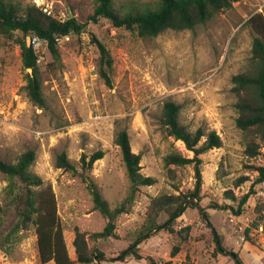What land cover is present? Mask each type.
Here are the masks:
<instances>
[{
	"label": "rangeland",
	"instance_id": "374dc122",
	"mask_svg": "<svg viewBox=\"0 0 264 264\" xmlns=\"http://www.w3.org/2000/svg\"><path fill=\"white\" fill-rule=\"evenodd\" d=\"M6 1L22 8L33 3ZM93 1L81 0L88 7ZM114 1L123 8L157 0ZM56 6L57 11L69 12L66 0H56ZM256 12L264 14V0H240L192 29H169L148 38L137 30L116 27L106 18L91 22L87 32L70 34L59 41L58 58L47 44L36 49L44 106L36 104L26 88L31 70L23 67L18 41L22 33L0 34V158L16 162L22 153L34 149L36 159L31 169L52 185L67 236L76 227L101 231L108 219L94 209L84 178L56 165L57 155L65 151L80 167L83 153L90 155L103 149L104 157L94 163L88 176L114 210L130 193L131 181L115 143L117 133L126 129L133 151L142 156V172L154 176L156 182L139 187L128 211L115 218L116 236L100 242L108 256L118 255L144 228L154 197L195 187L193 164L167 167L164 160L173 150L193 156L182 140L167 137L161 129L164 103L176 101L182 105L181 121L191 130L202 126L222 137L221 147L202 154L201 205L209 212V221L224 245L238 251L246 264H264V236L255 230L264 222V183L256 186L240 215L214 205L233 203L228 191L238 199L247 193L258 176L253 166L263 163L246 154L247 138L237 126L236 97L231 91L233 75L245 70L252 54L254 33L247 21ZM92 34L112 56V67L105 65L110 84L101 74V52ZM241 177L248 179L237 185ZM11 185V178L0 170L1 205L11 197ZM158 219L163 221L166 216ZM11 227L8 218L5 228ZM246 229L256 236L239 243L238 235ZM4 244L8 250L0 248V264H55L40 262L34 224L13 234ZM175 246L179 249L173 254ZM141 252L147 258L170 260L171 264H235L230 255L216 252L213 229L201 212L192 208L176 219L173 232L163 229L144 241ZM103 264L152 262L129 258Z\"/></svg>",
	"mask_w": 264,
	"mask_h": 264
},
{
	"label": "trees",
	"instance_id": "16d2710c",
	"mask_svg": "<svg viewBox=\"0 0 264 264\" xmlns=\"http://www.w3.org/2000/svg\"><path fill=\"white\" fill-rule=\"evenodd\" d=\"M69 7V16L62 19L58 15H49L35 4L25 8L11 1L0 0V34L12 35L20 31L19 38L23 67L30 69L27 73L26 88L32 100L45 105L42 92V76L39 68V55L27 36H38L46 41L53 55L60 56L58 37L70 34H82L88 31L89 23L98 22L101 18L109 19L116 27H126L137 30L142 37H154L169 29H192L199 24L208 22L221 12L232 8L240 0H157L154 3L134 4L120 8L114 0H94L90 6L81 0H66ZM253 30L254 38L252 54L244 71L233 75L232 93L236 97L235 107L238 111L237 126L241 128L247 138L246 154L252 158H260L263 163L253 166L258 176L251 184L250 190L239 199L234 192L228 191L227 197L233 203L219 204L216 208L231 211L236 215L242 214L250 197L255 193L256 186L264 182V14L256 12L248 19ZM92 40L101 52V74L111 83L108 69L112 67L113 59L106 45L92 34ZM105 65L108 69L105 68ZM182 105L173 100L164 103L160 124L167 137L182 140L186 148L193 152V156L173 150L164 160L167 167L171 164L185 166L194 165L195 187L188 191L174 193L163 192L154 197L147 211V221L144 228L127 248L118 255L108 256L100 247L103 239L116 236L115 218L127 212L140 186L153 185L156 178L142 172L140 153L134 152L131 146L129 133L126 129L120 130L115 143L120 147L123 160L131 181L130 193L119 202L114 210L102 195L97 183L88 176L94 163L103 158L105 151L98 149L90 155L83 153L80 158V167L72 161L65 151L57 155L56 165L65 170L73 171L84 178L92 195L94 209L99 210L108 220L101 231L81 230L76 227L70 236L63 228L58 211L55 191L51 184H47L42 176L32 171L31 166L36 159V151L29 149L22 153L16 162H9L0 158V170L11 180V197L0 204V248L8 250L4 244L20 230L35 226L37 235L38 256L41 263L54 261L55 264H88L95 262L103 264L105 261H127L134 258L139 261L150 259L152 264H171L170 260L147 258L141 252V244L160 230L174 231V222L188 208L198 209L208 225L213 229L216 242V252L230 255L235 264H246L240 253L229 250L223 243L222 237L209 221V212L201 205L202 200V154L223 144L222 137L216 130L206 131L200 126L191 130L180 119ZM171 171L172 169L169 168ZM241 177L237 185L244 182ZM179 189V188H178ZM164 214L166 219L159 221ZM12 223L10 229L5 228L7 219ZM247 241L256 235L251 229L245 230ZM174 247L173 254L178 252Z\"/></svg>",
	"mask_w": 264,
	"mask_h": 264
},
{
	"label": "built area",
	"instance_id": "2783aa9c",
	"mask_svg": "<svg viewBox=\"0 0 264 264\" xmlns=\"http://www.w3.org/2000/svg\"><path fill=\"white\" fill-rule=\"evenodd\" d=\"M31 2H33V4H35L42 11H44L45 13L49 15H58L62 19H66L69 16V12L66 10H60V11L56 10L57 9L56 0H31ZM67 37L68 35L63 36V37H58L57 40L59 42L62 39L67 38ZM31 43L34 45L35 49H38L40 46L45 45L46 41L40 39L38 36H34V37H31ZM255 230L257 234L264 236V222L259 223V225L257 226ZM238 242L239 243L248 242L245 230H242L239 233Z\"/></svg>",
	"mask_w": 264,
	"mask_h": 264
},
{
	"label": "water",
	"instance_id": "95a60500",
	"mask_svg": "<svg viewBox=\"0 0 264 264\" xmlns=\"http://www.w3.org/2000/svg\"><path fill=\"white\" fill-rule=\"evenodd\" d=\"M28 43L31 44V36L28 38Z\"/></svg>",
	"mask_w": 264,
	"mask_h": 264
}]
</instances>
